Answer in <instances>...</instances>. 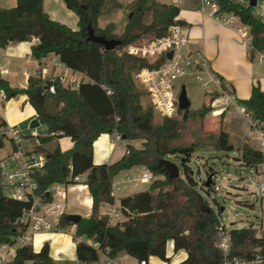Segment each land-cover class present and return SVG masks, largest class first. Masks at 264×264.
Segmentation results:
<instances>
[{"label": "trees", "instance_id": "trees-1", "mask_svg": "<svg viewBox=\"0 0 264 264\" xmlns=\"http://www.w3.org/2000/svg\"><path fill=\"white\" fill-rule=\"evenodd\" d=\"M63 2L77 16L76 28L51 18L45 11L44 0H17L11 8L0 7V47L36 37L39 42L32 49L35 58L52 54L73 71L84 73L87 80L79 87H71L59 77L43 79L32 75L25 88L13 87L4 79H0V88L10 99L25 94L40 123L47 125V135L39 136L38 148L50 153L39 179L41 190L54 183H73L76 176L84 175L82 182L91 194L92 210L76 224V236L84 238L76 243L79 262L92 263L99 260L101 253L117 257L122 252L138 260L149 261L155 256L168 262L176 252L185 250L186 258L174 264H221L223 255L216 247L220 220L199 191L201 186L210 194L216 184L212 180L207 188L206 180L200 184L195 179L188 164L195 151L193 145H173L179 137L180 123L193 117L204 119L213 111V101L219 93H210L209 103L187 109L186 118L183 114L180 121L156 124L152 110L143 109L130 73V68L144 66L147 60L121 52L125 45L147 35H165L180 9L156 0H135L123 32L117 34L113 23L98 26L106 0ZM222 8L239 13L251 26L249 50L264 51V21L254 17L250 8L229 0L222 3ZM89 22L97 35L119 39L120 45L106 51L103 45L88 40ZM51 85L54 92L49 90ZM239 103L249 112L252 126L264 133V90L260 84L253 83L250 97ZM182 111L179 109L178 113ZM114 132L125 136L127 141L141 140V146L127 143L118 160L95 164L94 142L100 135ZM62 137L71 139L70 148L53 145ZM2 140L0 137L1 144ZM227 140V134L221 132L218 146L223 148ZM225 149L233 150V145L226 144ZM171 155L181 160L184 167V173L175 178L162 163ZM241 158L250 166L264 164V154L259 150L244 149ZM135 166L147 168L153 180L147 188L119 197L123 220L113 224L103 214V207L116 202L112 195L115 177ZM50 198L44 195L45 200ZM25 206L24 202L6 196L0 186V244L12 242L20 232L19 218ZM67 215L62 218V224L72 226ZM229 234L231 255H247L260 243L254 226L229 229ZM85 239L93 240L98 246ZM171 243L173 254L169 255ZM28 263L54 264L48 244L40 250L33 245L20 246L15 258L4 264Z\"/></svg>", "mask_w": 264, "mask_h": 264}, {"label": "built area", "instance_id": "built-area-1", "mask_svg": "<svg viewBox=\"0 0 264 264\" xmlns=\"http://www.w3.org/2000/svg\"><path fill=\"white\" fill-rule=\"evenodd\" d=\"M217 1L168 0L165 3L179 9L188 3L201 13L233 27L250 48L251 26L244 22L239 13L228 8H222V3L225 0H221L219 4ZM229 1L234 5L250 8V13L254 17L264 21V0H254V3L252 0ZM36 42H39L38 38H36ZM192 45L193 40L190 37L189 26L180 22L177 16L174 23L168 27L165 35L137 39L125 45L121 50L128 55L147 60V64L144 66L130 68V73L136 90L140 95L145 94L148 97L151 110L163 122L166 120L178 121L176 118L179 116V96L182 87L185 86L182 80L188 76H194L196 80L202 82L207 92L219 90L217 100L222 98L227 105L237 102L236 96L227 93L222 86V80L212 73L209 60L203 51L194 48ZM169 52H172L171 57L168 56ZM48 63L54 67L65 69V72L56 77H59L67 86L79 87L82 82L87 80L84 73L73 71L56 57L47 58L46 56L39 60L40 68L36 71V75L43 79H55L56 77L49 76ZM68 72L79 74L83 78H76L73 74L70 76ZM49 90L54 92V86L51 85ZM107 93L110 94L111 91L108 90ZM9 100L6 92L0 88V137L9 139L11 145L10 150L0 158V186L6 196L22 201L26 206L19 218L20 232L12 242L0 244V264L14 259L18 247L23 245L35 246L36 236L39 233H73L76 243L84 239L76 236V231L72 230L76 225L65 226L62 224V218L68 214L69 188L71 185L83 183L84 175L76 176L73 183H54L48 189L41 190L39 179L48 160L46 158L47 152L38 148L41 146L38 135H25L16 125L10 124L5 119V109ZM240 111L246 114L252 123L246 107L240 106ZM114 139L116 142L123 141L122 136L118 133ZM255 170L260 176L258 196L264 202V164L258 165ZM153 177V174L146 168L135 179V184L149 183ZM124 183L127 186L129 181H124ZM85 185L87 186V184ZM117 188L118 186L114 182L112 195L116 199ZM220 190L221 185L216 184L214 191ZM45 194L51 197L50 200L44 199ZM103 214L107 215L113 224L123 220L121 207L117 202L105 204ZM253 226L256 228V236L260 243L252 248L247 255H231L229 229L220 222L216 247L223 255L221 264H264V220ZM85 240L95 247L98 246L91 239ZM104 264L124 263L118 257L107 255ZM138 264H149V261L138 260Z\"/></svg>", "mask_w": 264, "mask_h": 264}, {"label": "crops", "instance_id": "crops-1", "mask_svg": "<svg viewBox=\"0 0 264 264\" xmlns=\"http://www.w3.org/2000/svg\"><path fill=\"white\" fill-rule=\"evenodd\" d=\"M47 0H44L45 11L51 18L59 20L54 15V11L47 8ZM17 0H0V7L11 8L15 6ZM183 7L186 10L179 12V19L189 26L190 37L193 40V47L203 51L205 56L209 57V65L212 73L222 80V86L227 93L236 96L235 104L227 105L224 99L213 101V111L206 115L204 120L208 121L209 128L206 131H221L227 134L228 140L224 141L222 149L226 148V144H232L233 150H237L238 154L244 150H259L264 154V133L252 126L249 117L240 111L239 100L248 99L251 95L253 83L258 82L264 90V51H251L247 44L242 41L236 30L216 19L201 13L195 7L188 3ZM71 14V13H70ZM77 19V18H76ZM61 21V20H60ZM64 22V21H62ZM77 22V20H76ZM67 23V22H64ZM76 28V26H71ZM244 42V43H243ZM36 38L22 41L18 43H9L5 47H0V79H4L13 87L25 88L28 79L32 75H36V71L40 68L39 60L33 56V46L36 45ZM47 58L56 57L52 54ZM58 58V57H56ZM208 59V58H207ZM56 67L49 69V76H60L56 73ZM212 92H218L214 90ZM207 92V93H212ZM211 95V94H210ZM21 98V99H18ZM208 101L207 103H209ZM12 110H15L13 113ZM9 112V114H8ZM223 113V114H222ZM37 117L36 111L29 103L25 94L18 95L9 100L5 109V119L12 125H16L19 129L22 124L28 123ZM47 127L46 124H43ZM48 129V128H47ZM21 130V129H20ZM22 131V130H21ZM116 133V132H115ZM113 133H104L94 142V163H112L124 154L126 144L131 143L136 147H140L138 140L116 142ZM63 149L72 146L69 137H62L54 141ZM239 158V157H238ZM243 164V161H239ZM146 168L143 166H135L130 170L122 171L115 177L118 188L116 202L119 204V197L129 195L146 187H142L141 183L135 184V179L139 176L133 175L134 170L143 172ZM217 173V172H212ZM124 181H129L125 186ZM90 196L88 187L78 188L73 186L68 192L67 213H78L84 217L91 214L92 198L89 205L83 203L84 198ZM84 207L87 209L83 212ZM73 231H76V226ZM44 244H48L49 253L54 260V264H104L107 255L101 253L99 260L92 263H81L77 258L76 241L73 233H39L36 236L34 248L40 250ZM168 254H173V245L168 248ZM174 255L177 256V262L184 260L187 256L185 250H179ZM124 264H138V259L122 252L117 256ZM157 258L150 257L151 261Z\"/></svg>", "mask_w": 264, "mask_h": 264}, {"label": "rangeland", "instance_id": "rangeland-1", "mask_svg": "<svg viewBox=\"0 0 264 264\" xmlns=\"http://www.w3.org/2000/svg\"><path fill=\"white\" fill-rule=\"evenodd\" d=\"M156 1L165 3L168 0ZM134 2L135 0H106L103 13L98 19V26L105 27L107 24L113 23L115 33H122L128 21V16L133 9ZM46 3L47 8L54 11V16L56 18L67 22L70 26L77 27L76 20L78 18L76 14L66 8L63 0H47ZM180 10L181 12L183 10L185 11L186 7L181 6ZM143 38H153V36L147 35ZM207 58L209 60L208 56ZM47 66L52 73L54 66L49 63ZM55 69L56 73L63 71V69L57 67ZM68 73L70 76L73 74L72 72ZM73 76L76 78H83L79 74H73ZM182 82L185 84L189 99L191 100V110L197 109L204 103L210 101L211 95L207 93L202 82L196 80L194 76H188L183 79ZM140 103L143 109L151 110L150 101L145 94L140 95ZM12 112L14 113L15 110H12ZM183 114L184 111H182L176 119L180 121ZM153 117L156 124H161L163 122L162 119L154 113ZM30 122L31 121L20 126V129L25 135H47L48 130L45 125L40 124L35 129H31L29 127ZM208 128V121L200 117L188 118L186 121L180 123V128L178 129L179 137L173 142V145H193L195 147V151L191 155V160L188 164L191 167V172L195 179L200 184L207 179L208 172H217L215 176H213V180L215 184L221 185V190H213L208 194L206 190L199 186V191L214 210L222 224L228 229H241L249 227L250 225H258L264 220V202H262L258 196L259 173L256 172L254 166L247 165L246 163H239V161H243L241 152L238 154L237 150L220 148L217 143L221 131L213 133L212 131H206ZM115 136L116 133L114 132L112 137ZM137 142L142 143L141 140ZM56 143L57 142L53 145ZM10 148L9 139L4 138L2 140V147H0V158L3 157ZM168 158L178 163L180 173L183 174L184 167L181 160H176L172 155ZM212 169L213 171H210ZM132 174L140 175L141 173L134 170ZM149 183L141 184V186L146 187ZM222 207L224 208L223 211H221ZM83 210V212H85L87 209L84 207ZM177 259L176 255H173L168 262L159 258H154L150 264H174ZM56 264H59V262H56ZM62 264L68 263L62 262Z\"/></svg>", "mask_w": 264, "mask_h": 264}, {"label": "water", "instance_id": "water-1", "mask_svg": "<svg viewBox=\"0 0 264 264\" xmlns=\"http://www.w3.org/2000/svg\"><path fill=\"white\" fill-rule=\"evenodd\" d=\"M221 2V0H218L217 3L219 4ZM252 2L254 3V0H252ZM131 15V13L129 14V16ZM87 29H88V37L87 39L90 41H93L95 43H99L101 45L104 46V49L106 51H110V50H115L121 43V40L119 39H108L103 35H97L95 33V29L92 26V23L89 22L87 25ZM172 52L168 53V56L171 57ZM180 110L184 111V118H186L187 116V109H189L191 107V100L189 99L188 93H187V89L185 86L182 87L180 96H179V105H178ZM40 120L38 119V117H35L34 119L31 120L29 127L31 129H35L36 127H38L40 125ZM122 139L125 140V136H122ZM0 147H1V143H0ZM50 157V153L47 152L46 153V158L49 159ZM162 163L165 165L168 173L170 174L171 177L175 178L180 176V167L178 165L177 162L170 160V159H163ZM216 173H211L207 179H206V187L209 188L211 185V181L213 180V176H215ZM224 208L222 207L221 211H223ZM83 216L81 214L78 213H71L67 215V219L70 220L74 225H76L80 219ZM253 226V225H250Z\"/></svg>", "mask_w": 264, "mask_h": 264}, {"label": "bare ground", "instance_id": "bare-ground-1", "mask_svg": "<svg viewBox=\"0 0 264 264\" xmlns=\"http://www.w3.org/2000/svg\"><path fill=\"white\" fill-rule=\"evenodd\" d=\"M73 186L78 187V188H81V189L87 187V186H86L85 184H83V183H79V184L71 185L70 188H72ZM70 188H69V189H70ZM90 202H91V198H90V196H87V195H86V197L84 198L83 203L86 204V205H89Z\"/></svg>", "mask_w": 264, "mask_h": 264}]
</instances>
